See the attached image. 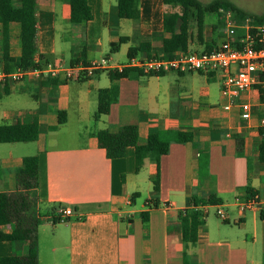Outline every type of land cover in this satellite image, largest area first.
Here are the masks:
<instances>
[{
  "label": "crops",
  "instance_id": "1",
  "mask_svg": "<svg viewBox=\"0 0 264 264\" xmlns=\"http://www.w3.org/2000/svg\"><path fill=\"white\" fill-rule=\"evenodd\" d=\"M12 2L20 7L21 0ZM87 4L92 17L85 22L70 17L67 0H36L33 61L41 69L106 58L110 70L76 81L28 73L18 82L0 83V126L31 119L38 125L33 142L0 143V193L17 191L15 173L25 158L38 161L37 202L29 210V219L38 222V264H264V163L258 153L264 141L258 128L263 107L258 92L239 96V102L252 106L251 117L242 120L238 106L223 109L219 72H136L112 80L110 73L119 72L117 67L129 58L162 55V41L170 37L163 32V17L180 14V8L163 0H139L134 16L123 19L117 0ZM206 20L213 23L209 36ZM19 34V23H9L10 72L21 56ZM223 39L221 14H207L202 32H190L183 50L209 51ZM1 46L0 31L4 71ZM111 89L116 100L107 114L95 118L99 91ZM125 124L136 126L140 141L155 134L168 144L157 165L156 154L148 152L137 168L133 147L122 158L106 157L98 132ZM179 133L192 138L179 142ZM252 196L257 207L240 211L237 201ZM218 208L224 221L216 215ZM65 209L73 214L61 221ZM192 211L202 223L195 239L184 241L181 219ZM11 231L0 226L2 235ZM28 248L26 241H0V258L23 257Z\"/></svg>",
  "mask_w": 264,
  "mask_h": 264
},
{
  "label": "trees",
  "instance_id": "2",
  "mask_svg": "<svg viewBox=\"0 0 264 264\" xmlns=\"http://www.w3.org/2000/svg\"><path fill=\"white\" fill-rule=\"evenodd\" d=\"M139 0H117L118 16L129 19L134 16V9ZM35 2L36 0H21L20 7H15L12 0H0V31L2 38V63L5 72H10L13 59L9 56L8 25L17 22L20 25L19 41L21 46V56L15 64L16 69L29 71L38 68L33 61L35 53ZM70 7V17L78 21H90L91 10L87 0H67ZM164 4H175L180 8V14H166L162 20L163 32L169 33V38L162 41V56L170 57L177 51H185L183 48L190 37L189 26L195 23L196 30L200 34L204 27V18L207 14H217L220 10H231L236 12V18L252 19L256 22L264 21V14L260 16L245 13L226 0H214L209 3H201L199 0H163ZM115 48V45L111 46ZM134 50L129 51V56ZM142 74L135 69H124L121 72L112 71L110 78H132L134 73ZM143 75V74H142ZM153 76V75H148ZM117 97L114 89L101 90L98 93V107L95 118L108 113V108ZM63 119L59 116V124ZM38 137V125L35 119H31L24 124L12 126H0V143H21L33 142ZM98 144L105 151L108 159H119L124 157L125 149L133 147L135 150L136 166L142 164L148 152L156 154V165L158 158L168 151V144L160 141L155 134H149L144 141L138 138L135 125H120L115 130H102L97 135ZM192 138L191 134L179 133V142H188ZM259 160L264 163V141L259 146ZM38 161L36 157H27L23 160V165L16 171L15 179L17 191L13 193H0V226H10V234H0V241L28 242L29 248L23 257L0 258V264H38L36 235L38 222L29 219V210L36 202L35 194ZM203 171L206 163L202 162ZM157 189V178L154 180V190ZM214 201L209 200L208 203ZM148 203V202H147ZM196 205L198 202L192 200ZM144 217V215H143ZM264 219V214L261 213ZM182 230L184 241L194 240L198 227L201 225L199 214L196 211L186 212L182 217Z\"/></svg>",
  "mask_w": 264,
  "mask_h": 264
},
{
  "label": "built area",
  "instance_id": "3",
  "mask_svg": "<svg viewBox=\"0 0 264 264\" xmlns=\"http://www.w3.org/2000/svg\"><path fill=\"white\" fill-rule=\"evenodd\" d=\"M224 28V39L215 48L200 53L177 51L170 57L153 55L147 58H129L124 66L117 67L119 72L124 69H135L143 75H159L166 72L177 74L198 73L209 75L219 72L222 75L220 94L225 104L223 109L230 110L233 106L240 109L242 120H248L252 114V106L246 101H238L241 94L251 90L258 92L263 115L258 122L259 133L264 140V21L256 22L249 18L238 20L236 12L220 10ZM106 58L89 63H78L71 66L48 64L43 68L29 71L16 69L13 72L0 71V83L7 80L18 82L28 73L46 74L51 78L62 75L66 81H76L81 76L91 77L97 72L110 70ZM170 206V205H169ZM165 205V209L169 207ZM240 211L257 207V197L252 196L246 201H237ZM73 211H62L61 221L72 216ZM219 219L225 220L222 209L216 210Z\"/></svg>",
  "mask_w": 264,
  "mask_h": 264
},
{
  "label": "rangeland",
  "instance_id": "4",
  "mask_svg": "<svg viewBox=\"0 0 264 264\" xmlns=\"http://www.w3.org/2000/svg\"><path fill=\"white\" fill-rule=\"evenodd\" d=\"M201 3H209L214 0H199ZM231 2L232 4L235 5V7L245 13L260 16L264 14V0H226ZM210 19V16L207 17V19ZM213 24L211 21L206 20L205 21V28H206V35H210L211 31V25ZM189 32L196 33V25L195 23L191 22L189 26ZM192 52H197L200 53L201 51H192ZM210 215L213 214V210L209 211Z\"/></svg>",
  "mask_w": 264,
  "mask_h": 264
}]
</instances>
